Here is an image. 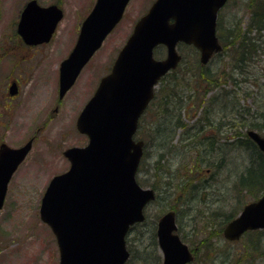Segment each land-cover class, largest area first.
<instances>
[{"label":"rangeland","instance_id":"rangeland-1","mask_svg":"<svg viewBox=\"0 0 264 264\" xmlns=\"http://www.w3.org/2000/svg\"><path fill=\"white\" fill-rule=\"evenodd\" d=\"M26 1L0 0V44H5L6 48L12 44L16 22ZM52 1L60 2L64 18L58 26L52 46L43 50L46 54L38 73H43L46 78L38 81L41 91H58L59 67L73 50L81 24L96 3V0H41L44 5ZM154 1L130 2L123 20L107 37L70 90L87 91V94L86 92L81 96L78 93L71 94L66 101L67 104L63 105L56 115L51 110L54 109V105L50 106L51 109L41 107L39 111L28 113L27 126L23 128L24 134L27 135L26 139L11 137L16 135L13 133L16 129L19 130L18 127L11 128L6 133L7 145L12 148L24 146L33 136L36 139L31 152L11 179L4 207L0 210V264H59L60 254L56 238L40 216L42 198L50 180L66 172L70 166L64 157V151L69 147L87 144V137H83L76 128V117L82 111L83 103L90 95L93 96L100 79L111 72L114 61L131 36L136 22L148 12ZM241 4L242 0H230L221 14L219 26L221 28L223 22L225 30L223 38L222 32H219L218 36L221 45L228 47L230 51L216 55L205 67L202 66L200 54L195 48L179 46V51L186 57L187 62L182 69L183 74L180 72L173 74L172 85L166 86V89H159L160 92L166 91L173 96L185 95L187 105L202 102L204 109L200 111L201 115L206 113L207 107L213 106L216 110L213 118L229 121L226 130L234 136V140L229 141L220 134L217 140L220 144L216 143L218 150L213 160L216 163L220 162L222 169H216L211 162L202 163L207 161L203 160L205 151L198 152L189 143L191 136L202 135L201 133L197 135L195 129L184 139L181 135L184 130L178 131L174 141L178 149L171 148L159 161L165 169H170L171 174L175 175L174 184L176 181L188 180L191 183L200 181V186H204L200 193L201 199L193 204V210H190L189 214L186 212L183 222L177 216L179 232L180 228L183 229L182 233L187 234L189 238L187 239L191 243L195 237L193 233L190 236L189 227L193 225L197 226L199 242L211 240L205 244L210 246L202 247L196 264H264V230L245 234L238 241H228L220 232L228 223L223 221L224 215L232 212L237 215L245 204L256 200L254 191L264 182L262 174L264 171L259 170L255 175L259 180L251 187L252 194L242 189L240 192V188H237L239 175L247 173V167L252 163L259 167L261 161L258 154L261 150L249 139L248 131L252 129L264 136V126H260L264 124V30L259 41L255 42L262 45L258 54L250 62L238 64L232 46V42L235 41L234 29L237 28L235 22L236 19H241L242 29L246 30L250 16L243 10ZM230 28L232 32L229 31ZM226 35L229 38L225 37ZM158 49L156 58L164 57L163 48ZM7 58L12 62V53L9 52ZM237 65L240 69L236 68ZM28 76L33 79V75ZM211 78H217L218 83H211ZM36 82L37 80H32L31 85L37 84ZM187 113L188 111L183 108L181 111L183 121L187 125L196 123V116L189 119ZM37 115L41 120L36 119ZM163 115L162 111H155L151 117L145 118L139 132V138L147 144L138 173L139 183L145 188H152L151 184L155 181V166L161 151L156 147L157 132L152 128L160 125ZM32 118L38 121L37 125L32 122ZM255 126L257 129H254ZM207 130L211 132L206 135H212L215 128ZM180 139H183V143ZM225 140L228 141L223 142ZM237 140H245L248 145L243 143L245 147H240V144H235ZM182 145H185V148H182ZM208 181H211L208 183L211 187L205 188ZM159 197L160 200L147 208L146 222L137 224L130 234L131 250L134 255L133 261L129 264H140L141 257L145 255L150 261L147 253L159 255L162 264V254L159 247L155 246L153 230L156 233L159 217L168 211L164 208L175 202L178 193L171 198L160 193ZM183 209L186 210V207ZM216 233H219L218 236H213Z\"/></svg>","mask_w":264,"mask_h":264},{"label":"water","instance_id":"water-1","mask_svg":"<svg viewBox=\"0 0 264 264\" xmlns=\"http://www.w3.org/2000/svg\"><path fill=\"white\" fill-rule=\"evenodd\" d=\"M228 0H156L135 25L112 72L104 77L81 113L77 128L88 136L86 147L65 152L70 169L52 178L43 196L40 216L52 229L59 247V264H126L130 253L126 237L134 224L144 222L145 208L156 199L153 189L137 182L144 142L135 141L141 115L162 76L176 68L178 43L194 45L201 62L223 50L216 35L219 11ZM130 0H97L84 21L77 43L61 64L60 91L64 94L122 20ZM63 11L41 7L36 0L25 7L19 34L28 44L50 41ZM164 45L167 58L156 60L154 48ZM248 136L264 154V137ZM32 148L6 144L0 150V210L13 174ZM264 228V194L244 207L224 229L235 241L249 230ZM176 213L158 221L157 239L163 264H188L193 254L179 234Z\"/></svg>","mask_w":264,"mask_h":264},{"label":"trees","instance_id":"trees-1","mask_svg":"<svg viewBox=\"0 0 264 264\" xmlns=\"http://www.w3.org/2000/svg\"><path fill=\"white\" fill-rule=\"evenodd\" d=\"M240 6H242L243 10L250 15L249 22H248V26L246 30H243L241 19H236L235 25L237 28L234 29L236 30L235 31V41L232 42L233 43L232 46H234V57L235 56L237 57L236 62L238 64L239 63L243 64L247 62L248 57L253 59L258 54V51L262 47V45H260L258 42L257 43L255 42L259 41L261 37V33L264 30V0H242V4ZM224 30L225 29L223 28V22H222L221 28L219 26V32L220 33L222 32V38H223ZM229 31L232 32V29L230 28ZM225 37L229 38L228 35H226ZM227 48L228 47L224 46V52L230 51ZM236 68L240 69V66L237 65ZM210 82L218 83V79L211 78ZM187 106H188L186 109V112L188 111V113L186 114L187 117H189V119H192L194 116H196L195 117L197 120L196 123L192 125H187L183 121V117L181 115L182 110H180V111H177L176 113L172 111L170 116L167 117L168 121L170 120V123L167 122V124L165 125L164 124L158 125L156 128L157 134L155 138V144L158 150L161 151V154H159L158 162H156V166H155V174H154L155 181L152 182L151 184L152 188L158 192L157 200H160V197H159L160 193L167 194L169 198H171L172 196L178 193V197L176 198L175 202L173 204L168 205L164 209L176 211L178 214L179 220H181L182 222H183L184 215L186 214V212L187 214H189L188 212L190 210H193V207H194L193 204H195V202L198 201V199H201L200 193L202 192V189L204 186L203 187L200 186V181H198L197 183H194V182L191 183L188 180L186 182L176 181V183L174 184L175 178H173V176L175 177V175L171 174L170 169H165L164 166L160 164L159 161L160 159H163L165 157L166 155L165 152L167 153L171 148L178 149L177 145H174L175 135L177 134V132L180 130H184L181 133L183 139L187 135L190 136L191 130L195 129L197 131V135L201 133L202 135L200 137L191 136L192 138L189 143L191 144V146H193V148L197 149L198 152L199 150L205 151L203 160H207V161L202 162V163L209 164V162H211V164L215 166L216 169H222L220 162L216 163L213 160L214 154L218 150V146L216 145L217 140L213 136L204 135L206 132H208V130L206 131V127H203V125L208 126L205 123L206 119L208 120L214 119L213 115L216 111L215 108L213 106L207 107L206 113L201 115L200 111L202 112L204 109L203 107L204 105H202V102L200 104L193 103ZM260 126H264V124H261ZM202 127H203V131H202ZM255 127L254 129H257V127L256 128ZM208 128L209 127H207V129ZM183 139H180L182 143H183ZM243 143L245 145H248L245 140H237L235 144L236 145L240 144V147H245ZM217 144H220V143H217ZM182 148H185V145H182ZM252 148H253V144H252ZM258 154H259V158L261 159L259 167H255V165H253L252 163L250 166L247 167L248 169L246 170L247 173H244V174L241 173L239 175L237 188H240V192L242 189L243 191L247 190L248 194L250 193L252 194L253 190L251 189V187L254 186V184H256L255 181L259 180V178L256 177L255 175L259 173V170L264 171V155L262 154L261 151H258ZM262 174L260 176H262ZM210 182L211 181H208L206 183L207 185H205V188H207L206 186L211 187L209 186ZM254 192L255 194L253 195L255 196L256 199H258L264 192V182H263V185L258 187L256 191ZM201 201L202 200H200V202ZM184 206L186 207V210L183 209ZM235 216L236 214H234L233 212L230 214H226L224 215L223 221L229 222ZM189 228H190L189 229L190 236L193 233V236L195 237L194 242L192 243H193V247L195 251V261L193 264H196V261H199L202 247L210 246V245H205V244L211 242V240L206 239L204 241L202 240L201 242H199L197 226L193 225V227H189ZM133 230H134V227L131 229L128 235V238H127L128 247L131 252V257L127 264L133 261L134 254L131 250V244H130V238H129ZM182 230L183 229L180 228V233L182 234L183 240L189 243L190 245H192V243L188 240L189 238L187 237V234L182 233ZM220 232H222V230ZM218 234L219 233H216L213 236H218ZM153 235L155 238V246H157L155 230H153ZM145 253H147V251H145ZM147 256H150V261L147 260L146 255H145L144 257H141L142 259H140V262H141L140 264H160L161 258L159 255H156L155 253H147Z\"/></svg>","mask_w":264,"mask_h":264},{"label":"flooded vegetation","instance_id":"flooded-vegetation-1","mask_svg":"<svg viewBox=\"0 0 264 264\" xmlns=\"http://www.w3.org/2000/svg\"><path fill=\"white\" fill-rule=\"evenodd\" d=\"M29 1L31 0H27L25 2V4L22 6V9L20 11L18 20L16 22V26H15L14 39L13 38L11 39L10 37L12 44H9L7 48L5 44L3 45L0 44V150L3 144H7L6 133L11 128H14V127L19 128V130L16 129V131H14L13 133L16 135L11 136V137L26 139L27 135L24 134L23 128L27 126L28 113L39 111L42 109L41 107L50 108V106L54 105V109H51V108L50 109L53 110V112L56 115L57 113H59L63 105L67 104L66 101L68 100V97L71 94L75 95L78 93L79 96H81V94H83L84 92H86L87 94V91H67L64 94H61L60 71H59L58 91H41L38 81L44 80L43 77L46 78V76L43 73L42 74L38 73L39 68H42V61L45 58V54H46L45 51L43 52V50L45 48L52 46L54 37L57 32H55V34L53 35L52 39L49 42H43V43H37V44H28L27 42H25L23 37L19 34L18 25L21 19L22 12ZM36 1L41 6L48 7L51 5H57L63 10L59 1H52L48 5H44L41 2V0H36ZM220 16L218 17L219 25H220ZM181 45H184V44H181ZM181 45L179 46L181 47ZM185 46L190 47V48L192 47L195 48L194 46H190V45H185ZM160 48H163L165 52V56L159 57L157 59L163 60L167 57V48L164 46H160L159 49ZM9 52L12 53V59H13L12 62L11 60H8L7 58V55ZM178 52L182 57L181 61L179 62L178 66L174 70L167 73L164 77H162L159 80L155 88L153 97L150 100L149 105L147 106L145 110V114L141 118L140 126L145 121V118L147 119L151 117L155 111L164 112V115H163L164 118L160 122V125L161 124L165 125L167 124V122L170 123V120L168 121L167 117L170 116L172 111H180L183 108L186 111L187 99L185 95L181 94L180 96H177V95L173 96L172 94L167 93L166 91H161V92L159 91V89L161 88L166 89V86L170 87L172 85L173 81L171 79V76L173 74L177 72H180V74H183L182 69L185 68V64L187 63L186 57L179 51V47H178ZM29 71L32 73H28ZM28 75H33V79L32 77L29 78ZM32 80H37L36 82L37 84L31 85ZM95 92L93 93L95 94ZM91 98L92 97L90 95V97L86 100V102L83 103L82 110L85 108V106L87 105V103L90 101ZM81 112L82 111H80L76 117V125H77V121H78V118ZM36 119L41 120L39 119L38 115ZM36 119L32 118V122L37 125L38 121ZM205 123L208 125V126L203 125V127H206V129L207 127L215 128V131L212 132V135L210 134L208 136H213L216 140H218L220 138L219 135L222 134V136L229 139V141L231 139L234 140V136L230 135L229 130H226V128L229 127V121L217 120L216 118V119H210V120L206 119ZM153 125H154V120H153ZM156 127L155 129L154 127L152 129L156 131ZM203 127H202V131H203ZM209 132L211 131H208L206 133H209ZM206 133L204 135H206ZM82 136L86 138L85 135H82ZM136 137H138V133ZM35 139L36 137L33 136L29 140H32V142L34 143ZM87 141H88V138H87ZM227 141L228 140H225L223 142H227ZM69 148H72V147H69ZM69 148H67L66 150H68ZM64 157H65V154H64ZM69 165H70V162H69Z\"/></svg>","mask_w":264,"mask_h":264},{"label":"bare ground","instance_id":"bare-ground-1","mask_svg":"<svg viewBox=\"0 0 264 264\" xmlns=\"http://www.w3.org/2000/svg\"><path fill=\"white\" fill-rule=\"evenodd\" d=\"M251 60H252V58L248 57L247 62H250Z\"/></svg>","mask_w":264,"mask_h":264}]
</instances>
